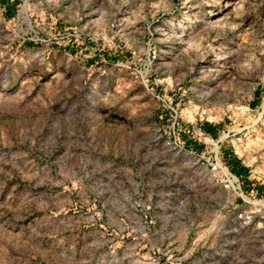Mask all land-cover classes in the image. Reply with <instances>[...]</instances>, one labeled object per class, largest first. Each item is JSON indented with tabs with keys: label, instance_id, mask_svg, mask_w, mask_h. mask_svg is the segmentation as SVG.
<instances>
[{
	"label": "rangeland",
	"instance_id": "rangeland-1",
	"mask_svg": "<svg viewBox=\"0 0 264 264\" xmlns=\"http://www.w3.org/2000/svg\"><path fill=\"white\" fill-rule=\"evenodd\" d=\"M3 1L0 264H264V0Z\"/></svg>",
	"mask_w": 264,
	"mask_h": 264
},
{
	"label": "crops",
	"instance_id": "crops-1",
	"mask_svg": "<svg viewBox=\"0 0 264 264\" xmlns=\"http://www.w3.org/2000/svg\"><path fill=\"white\" fill-rule=\"evenodd\" d=\"M3 2H6V4H3V7H4V14H6L7 16H10L12 15L14 9L16 8L14 6L15 2L14 0H4ZM234 169V167H233ZM235 170H236V174H239V177H243L241 173L242 169H240V167H235Z\"/></svg>",
	"mask_w": 264,
	"mask_h": 264
},
{
	"label": "built area",
	"instance_id": "built-area-1",
	"mask_svg": "<svg viewBox=\"0 0 264 264\" xmlns=\"http://www.w3.org/2000/svg\"><path fill=\"white\" fill-rule=\"evenodd\" d=\"M230 172V171H229ZM228 179L229 180H232V181H234V182H237L238 181V179L236 178V176H234L231 172H230V176H228Z\"/></svg>",
	"mask_w": 264,
	"mask_h": 264
},
{
	"label": "bare ground",
	"instance_id": "bare-ground-1",
	"mask_svg": "<svg viewBox=\"0 0 264 264\" xmlns=\"http://www.w3.org/2000/svg\"><path fill=\"white\" fill-rule=\"evenodd\" d=\"M234 181H235V180H234ZM234 181H233V182H234Z\"/></svg>",
	"mask_w": 264,
	"mask_h": 264
}]
</instances>
